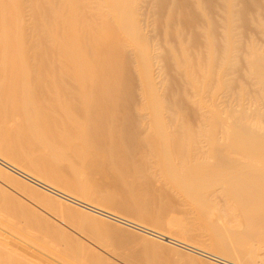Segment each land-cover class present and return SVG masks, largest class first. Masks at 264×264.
<instances>
[{"label": "bare ground", "instance_id": "1", "mask_svg": "<svg viewBox=\"0 0 264 264\" xmlns=\"http://www.w3.org/2000/svg\"><path fill=\"white\" fill-rule=\"evenodd\" d=\"M68 153L119 184L100 196L132 206L128 217L170 219L186 202L221 209L246 232L226 238L210 227L214 246L245 253L209 256L253 264L264 246V0H0V164L9 168L0 176L16 188L0 187L1 230L57 263L101 264L20 211L24 193L50 212L60 197L174 240L53 188L67 180ZM67 218L141 262L197 264L178 253L167 262L106 222ZM2 238L0 264L48 261Z\"/></svg>", "mask_w": 264, "mask_h": 264}, {"label": "rangeland", "instance_id": "2", "mask_svg": "<svg viewBox=\"0 0 264 264\" xmlns=\"http://www.w3.org/2000/svg\"><path fill=\"white\" fill-rule=\"evenodd\" d=\"M68 155H69V153H68ZM71 156H73V155H71ZM69 157H70V155H69ZM70 160L73 161V163L69 162ZM0 167L7 169V167L3 166L2 164H0ZM16 167H17V165H16ZM61 168H62L63 174L67 177V180H66L65 184L59 183L62 186L52 183V185H54V187L51 185L53 188H55L61 192H64V193H66V194H68V195H70V196H72V197H74L80 201H82V200L86 201L88 204L99 207L101 209L102 208L104 210H105V208H108L110 210L112 209L111 211H109V210L108 211L111 212L112 214H115L118 217L120 216V218L123 217L132 223L134 222L137 225L144 226L145 228H150V230L152 229L154 232L160 233L161 235H164L168 238H172V239L178 241V242H176L174 240L170 241V240L165 239L164 237H161V239H159L158 237H156L158 234L154 233L153 234L154 236L149 235L150 232H148V233L147 232L146 233L141 232L138 229L132 228L128 225H123V224L117 223L114 220L107 219L103 216L101 217V215L98 216V214H94V213L91 215L90 211L88 212V210L80 208L79 206H77L73 203L71 204V202L66 201L60 197L59 198L53 197L55 200H53V198H51L50 200H53V201L57 200V202H58V199H59V201L62 203L60 205V206H62V208H59V210L60 209L64 210L63 213L61 210H60L61 212L60 211L54 212L52 210L50 212V209L45 208V206L42 205V203H41L42 206L39 205L40 202L38 200L35 199L33 201V199H31V197H29L28 195H26L24 193H23V196L25 195V197L23 198V196H20L18 193H16L21 197V200L23 199V201L27 203V205L25 204V206L23 204V208L21 207L20 211H21V209L24 210V208L27 209V207H28V209H30V214L36 215V217L38 218L37 220L42 219V221H46L47 224H49L51 227L57 229L58 232H60L58 237L66 236L68 238L67 241H69L74 246L80 247L82 252H84V253L92 256V257H95V260L99 261V259H100L101 264H147V263L141 262L140 259L131 258L128 255V251H126L124 248H121L117 245H114L111 242H108V241L100 238L101 236L100 237L96 236L97 233L95 235L94 233L91 234V233L87 232L82 226L78 225L80 223V221H77V219L75 220L76 222H73L71 220V222L69 223L67 221V220H70L69 218H67L69 212L70 213L75 212L80 216L87 217L88 221L91 224H93L94 226H96V228L100 227L104 222H106L109 226L115 228L120 233L129 234V235L136 236V237L140 238L143 245L150 252H152L154 254L165 255L164 260H166L167 262L172 261L171 258L178 259L177 255L181 254L180 255L181 257L190 258V259L194 260L197 264H199V263L200 264H221V263L215 262L214 261L215 259L212 260L213 258L210 257L209 254L218 256L220 258L228 259V260L232 259L233 261L236 262L238 260V258L236 259V257H238L239 255H243V253H240V252L244 251V253H245L246 247L240 248V249L236 248V251H235V248H234V250L232 248L231 249L232 253L235 254V256L233 257L229 253H222L221 251H219L214 246L212 233H211L212 229L210 230V227H217V229L222 231L221 233H223L224 237L226 236V238L230 234L233 235V232L237 234L239 231V234H241V232L243 234V232L245 231V229H243V228H241L243 230L239 229V226H241L240 222L238 223L237 220L235 221V219L233 220L232 217H230V216L228 217V215L225 214L224 212H222L221 209L215 208L213 206L211 207L209 205H206V206L203 205L200 208V205H202V204L196 205L194 203L190 204V202H188V203L186 202L185 206H182L186 211L183 208H181V209L178 208L179 209V210L177 209L178 213H176L175 216L172 215L173 217L171 216L170 219H169V217H167V219H163L164 217H161L162 218V220H161V218L158 217L160 220L159 219L157 220L156 216L155 217H153V216L143 217L139 213L129 215V217H128L126 215V211H129L130 209L133 210L134 208L132 206L126 205V204H122V205L117 204V206H116L113 203L111 204L108 202H104L102 200L100 195L103 192H106V191H104V189L107 190V187L114 189L119 184L110 183V182L106 181L104 178V175L101 174L100 170H97L96 168H94L90 164L77 161L74 158L66 159L65 162H62ZM21 170L26 173V171L24 169H21ZM9 171H11V170H9ZM27 174H29V173L27 172ZM30 175H32V174L30 173ZM76 175H77V178L81 181L82 185L81 184L80 185L73 184V180L76 178ZM0 178H2L0 180V184H2V186L0 185V187L3 188V186H4V188L6 187L7 189H8V187H11V188H9V190L12 189L14 192V189H15V191H16V188L14 186L12 187L10 185V183L7 184V181L4 180L3 177L0 176ZM88 179L95 181V183L97 185H99L98 187H99V190L101 189V192L100 191L97 192L94 189V187L87 184L86 181ZM114 180L116 181L115 176H114ZM29 183H31L32 186H37L38 188L40 187L39 189L48 193V191L44 190V188H42V186H38L31 181H29ZM104 186H107V187L105 188ZM17 192L20 193L21 191H19L17 189ZM36 201H37L38 205H35V204H37ZM186 204H188V205H186ZM118 205H120V206H118ZM194 206H196L195 209H194ZM113 209H114V211H113ZM106 211H107V209H106ZM59 212H60L61 216L63 214L62 217L59 216L60 215ZM65 212H67V213H65ZM65 214H66V217H65ZM4 215L6 217H8L9 219H11L9 217V215H7V214H4ZM63 217H64V219H63ZM231 219H232V221H231ZM173 220H176L177 222L180 221L182 223L181 226L178 224L176 225V223H172ZM77 222H79V223L77 224ZM74 223L77 225H74ZM212 224H213V226H211ZM236 224H237V226H236ZM183 227L184 228L186 227V228L184 229ZM3 230H4L3 228L1 230V226H0V235H1V237L3 236L6 243H8L10 245H13V244L17 245L16 248L19 251H21V249L23 248L21 252L22 253L24 252V254L26 253L25 254L26 256H27V254H28V256H30V254L35 253L36 255H38V256L40 255L41 257L45 256L44 259L46 258L47 254H45L44 252H40L37 249H34L33 247H31V245L29 246L27 243H24V241L19 240L15 237H12V235L5 232L6 230L5 231H3ZM229 240L230 239H228L227 242H232L231 240L230 241ZM255 243H257V242H255ZM255 243H254V245H255ZM255 246L257 248H260V246L263 248H261L260 253L257 252V254H256L257 258H255V261L253 264H264V253H263L264 252V246H262V245L259 246V244L258 245L256 244ZM171 248L173 249V251ZM169 250H171L173 252V254L172 253L169 254ZM174 252H175V254H174ZM238 253H239V255H238ZM171 254H172V256H171ZM167 256H169V257H167ZM53 259H55V258L51 257V260H53ZM46 260H48V261H45V264H49V263L50 264H64V263H57V259H55L56 260L55 262L52 261V263H51L50 256H48L46 258ZM237 264H249V263L248 262L246 263V260L244 259L243 261L239 260L237 262Z\"/></svg>", "mask_w": 264, "mask_h": 264}, {"label": "water", "instance_id": "3", "mask_svg": "<svg viewBox=\"0 0 264 264\" xmlns=\"http://www.w3.org/2000/svg\"><path fill=\"white\" fill-rule=\"evenodd\" d=\"M7 166V165H6Z\"/></svg>", "mask_w": 264, "mask_h": 264}]
</instances>
